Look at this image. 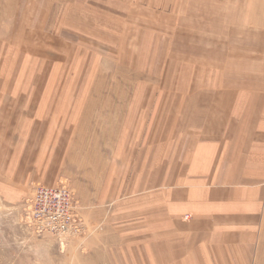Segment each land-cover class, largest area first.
I'll return each instance as SVG.
<instances>
[{
  "label": "rangeland",
  "instance_id": "obj_1",
  "mask_svg": "<svg viewBox=\"0 0 264 264\" xmlns=\"http://www.w3.org/2000/svg\"><path fill=\"white\" fill-rule=\"evenodd\" d=\"M255 4L0 0V160L7 166L19 152L18 127H30L21 136L20 153L30 156L20 166L24 174L42 164L52 175L55 160L34 156L73 158L66 171L58 158L50 185L8 177L0 167V264H167L158 246L168 226L146 204L158 198L174 162L160 156L176 153L188 98L197 89L225 87V80H210L215 70L237 75L227 84L239 87L241 59L250 68L260 56L252 35L263 20L251 15ZM38 105L47 106L41 138L33 136L38 126L31 119ZM82 119L93 126L81 127ZM9 126L16 134L3 141ZM58 185L69 189L78 219L61 248L56 236L33 231L25 211L37 186ZM16 187L23 188L5 193Z\"/></svg>",
  "mask_w": 264,
  "mask_h": 264
},
{
  "label": "crops",
  "instance_id": "obj_2",
  "mask_svg": "<svg viewBox=\"0 0 264 264\" xmlns=\"http://www.w3.org/2000/svg\"><path fill=\"white\" fill-rule=\"evenodd\" d=\"M255 1L253 9L256 11L251 15L261 17L263 22L259 19L252 36L256 41L254 46L262 54L250 62V68L249 63L243 64L244 59H241L239 87H228L227 84L233 83L237 75L229 74L226 68L223 72L216 69L210 80H225V87L208 86L188 96L184 115L179 120L186 128L182 127L177 139L176 153L172 154V150L170 154L160 156L161 161L163 156H169L167 159L174 162L170 171L167 164V172L160 179L158 198L152 200L151 195L146 204L150 203L148 207L156 213L154 219L168 226L167 238L158 246L162 251L160 259L162 262L167 260V264H264V0ZM209 9L212 15V4ZM214 10L216 14V5ZM223 64L227 67L228 59ZM245 70L252 71L251 76ZM46 108V105H38L33 111L36 115L31 119L38 126L34 137L46 135V128L42 132L39 127L46 119ZM19 119L17 124L21 125ZM80 123L81 127L88 126L85 119ZM9 124L11 126L12 122ZM24 124L29 126L31 123L26 120ZM97 125L102 124L97 121ZM10 126L2 131L3 141L4 138L12 141L16 134ZM29 128L15 129L20 130L15 141V151L19 152L7 158L10 161L7 166H3L5 161L1 157V170L6 167L8 177L19 174L17 176L51 183L58 158L65 162L61 171L68 170L73 158L53 154L34 156L37 162L47 157L52 162L55 160L52 175L42 164H35L28 174H24L20 166H23L22 162H29L30 156L20 153L21 136L25 140ZM52 133L50 130L47 136L52 138ZM2 147L8 151L10 146L2 144ZM87 157L82 156L83 160ZM16 188L5 193L11 194V190L16 192L23 187ZM150 245L152 247V243Z\"/></svg>",
  "mask_w": 264,
  "mask_h": 264
},
{
  "label": "built area",
  "instance_id": "obj_3",
  "mask_svg": "<svg viewBox=\"0 0 264 264\" xmlns=\"http://www.w3.org/2000/svg\"><path fill=\"white\" fill-rule=\"evenodd\" d=\"M26 220L33 231L56 236L59 245L68 233L77 231L78 219L73 212L71 193L64 185L37 186L25 205Z\"/></svg>",
  "mask_w": 264,
  "mask_h": 264
},
{
  "label": "bare ground",
  "instance_id": "obj_4",
  "mask_svg": "<svg viewBox=\"0 0 264 264\" xmlns=\"http://www.w3.org/2000/svg\"><path fill=\"white\" fill-rule=\"evenodd\" d=\"M42 235H49V234L43 233ZM63 245H64V244H63ZM63 245H59V246H60V248H61V246L63 247Z\"/></svg>",
  "mask_w": 264,
  "mask_h": 264
}]
</instances>
